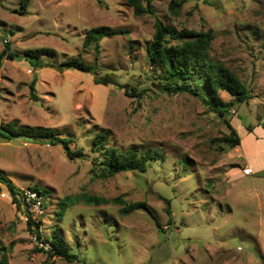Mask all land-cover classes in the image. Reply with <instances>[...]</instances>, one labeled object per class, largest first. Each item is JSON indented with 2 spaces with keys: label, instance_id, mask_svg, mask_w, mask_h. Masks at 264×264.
I'll return each mask as SVG.
<instances>
[{
  "label": "rangeland",
  "instance_id": "obj_1",
  "mask_svg": "<svg viewBox=\"0 0 264 264\" xmlns=\"http://www.w3.org/2000/svg\"><path fill=\"white\" fill-rule=\"evenodd\" d=\"M151 2L154 14L135 15L126 0H28L22 12L20 0H0V50L54 49L40 67L24 57L2 59L0 123L55 127L84 152L70 157L60 143L0 137V170L20 188L49 190L32 217L41 234L33 238L23 206L0 184V260L7 264H264V167L245 172L244 150L225 148L230 127L204 101L205 88L198 95L163 91L165 69L146 51L155 17L177 29H210L209 57L252 94L227 115L243 135L244 124H257L264 112V0H182L177 12L169 0ZM98 24L129 31L101 38L96 52L82 39ZM70 56L96 61V73L51 66ZM33 78L38 99L29 95ZM131 86L138 95L125 92ZM217 95L233 98L225 90ZM107 129V144L158 148L160 157L144 171L107 174L92 147L96 132ZM84 193L108 201L86 202ZM68 194L80 196L60 214L58 201ZM113 197L147 207L123 212ZM55 229L79 261L37 250Z\"/></svg>",
  "mask_w": 264,
  "mask_h": 264
},
{
  "label": "trees",
  "instance_id": "obj_2",
  "mask_svg": "<svg viewBox=\"0 0 264 264\" xmlns=\"http://www.w3.org/2000/svg\"><path fill=\"white\" fill-rule=\"evenodd\" d=\"M181 1L182 0H169V8L177 12L181 6ZM126 2L132 7L135 15L155 13L151 0H126ZM20 3L22 7L19 10L22 12L25 10L28 0H20ZM154 26V33L152 39L146 46V51L154 65H161L165 69L162 76L165 79L164 83H162L163 91L168 93L187 91L198 95V87L202 86L205 88L206 97L203 98L204 101L208 107L217 112L230 127V131L222 137L227 143V147L225 148H232L240 145L242 135L237 132L234 122H230L227 115L234 101H248L249 98L252 97V94L248 86L235 72L225 64L214 61L209 57L210 40L213 36L211 30H195L185 27L177 29L175 26L163 23L159 17H155ZM128 31L129 30L124 27H111L105 24L94 25L86 29L82 39V46L89 47L93 45L97 52L99 50V41L101 38L125 34ZM169 38L175 39V42H170ZM4 42L7 43L8 41L5 40ZM262 46L264 47V37L262 39ZM45 53H54V49L51 47H35L27 48L22 53H19L7 47H3L0 50V65L2 59L5 57H24L28 59L34 67H40L43 65L40 60L41 56ZM96 58L97 56L95 59ZM51 66L59 70L75 68L85 72L95 73L98 67L96 61L87 63L79 56L64 57L59 60V62L51 64ZM193 80H197L198 82H192ZM200 80L203 81V85L198 84ZM94 81L98 82L99 78L95 77ZM129 89L131 90L130 93L135 96L138 95L136 87L131 86L124 90L129 93ZM218 90L227 91L233 98L229 101L220 100L217 95ZM29 95L33 99H38V95L35 92L34 78L29 83ZM236 120L238 123L242 121L240 118H236ZM255 126H261L264 129V112L261 121H258L257 124H244L243 132L252 131ZM21 134L30 135L31 137L28 138L35 141H44L50 144L60 143L66 149L70 157L84 155L81 147L71 149L69 145L70 138L59 134L58 129L55 127L40 124H21L17 119L0 123V137L9 140L17 138ZM108 136V129L100 130L96 132L92 139V147L96 150H100L102 154V158L98 161L100 169L107 174L111 175L117 172L134 169L144 171L151 159H157L161 155L160 150L153 147H148L144 150H138L134 146H130L127 149L118 148L112 144H107L106 141ZM0 184H3L7 188L11 195L12 202H14L18 208L22 207V197H19L22 188L18 187L13 180L1 170ZM32 187L38 189L43 195L48 190L36 184ZM72 196L73 195L69 194L64 195L58 201L60 209L57 211L58 213L62 214L66 206L80 195L75 194L74 198ZM81 197L86 202L99 203L108 201V199L103 196L86 193L82 194ZM112 199L124 203L122 207L123 212H128L138 207H147V204L140 200L126 203L120 197H113ZM157 224L159 225V222H157ZM27 226L29 230L35 231L37 236L41 237L39 233V222L32 219L30 215L27 217ZM43 238V242H47L49 247L45 248L44 246H40L37 250L47 253L48 256L64 257L67 261H79V256L70 251L69 244L56 229L52 231V235ZM0 264H7L5 257L0 260Z\"/></svg>",
  "mask_w": 264,
  "mask_h": 264
},
{
  "label": "crops",
  "instance_id": "obj_3",
  "mask_svg": "<svg viewBox=\"0 0 264 264\" xmlns=\"http://www.w3.org/2000/svg\"><path fill=\"white\" fill-rule=\"evenodd\" d=\"M257 147L264 149V129L261 126H255L252 131L244 133L240 140V150H244L247 164L252 170L264 167V151Z\"/></svg>",
  "mask_w": 264,
  "mask_h": 264
},
{
  "label": "built area",
  "instance_id": "obj_4",
  "mask_svg": "<svg viewBox=\"0 0 264 264\" xmlns=\"http://www.w3.org/2000/svg\"><path fill=\"white\" fill-rule=\"evenodd\" d=\"M252 168L251 167H246L245 172H251ZM19 197H22V206L24 213L26 217L29 215L32 217H35V214L41 213L43 211V207L45 206L44 202V195L36 188L29 186L26 188H22V191L19 193ZM33 219V218H32ZM35 220V219H34ZM37 234L33 236L35 238ZM37 238H39L37 236ZM37 242V241H36ZM42 246L45 248L49 247V244L47 242L42 241Z\"/></svg>",
  "mask_w": 264,
  "mask_h": 264
},
{
  "label": "water",
  "instance_id": "obj_5",
  "mask_svg": "<svg viewBox=\"0 0 264 264\" xmlns=\"http://www.w3.org/2000/svg\"><path fill=\"white\" fill-rule=\"evenodd\" d=\"M20 137H26V138H28V137H31V136L30 135H26V134H21Z\"/></svg>",
  "mask_w": 264,
  "mask_h": 264
}]
</instances>
